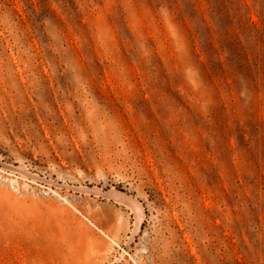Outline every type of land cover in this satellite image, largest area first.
<instances>
[{"label":"rangeland","instance_id":"rangeland-1","mask_svg":"<svg viewBox=\"0 0 264 264\" xmlns=\"http://www.w3.org/2000/svg\"><path fill=\"white\" fill-rule=\"evenodd\" d=\"M0 264H264V0H0Z\"/></svg>","mask_w":264,"mask_h":264}]
</instances>
